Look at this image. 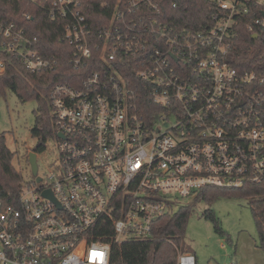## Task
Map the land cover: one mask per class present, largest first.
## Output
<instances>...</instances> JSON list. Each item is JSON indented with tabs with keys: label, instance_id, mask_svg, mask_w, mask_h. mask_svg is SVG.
<instances>
[{
	"label": "built area",
	"instance_id": "1",
	"mask_svg": "<svg viewBox=\"0 0 264 264\" xmlns=\"http://www.w3.org/2000/svg\"><path fill=\"white\" fill-rule=\"evenodd\" d=\"M26 1L85 72L50 93L56 161L23 181L16 204L0 200V264H112L114 243L156 238L182 200L264 184V75L229 59L253 0H205L217 12L200 31L162 22L161 0H118L97 31L85 0ZM252 16L259 38L264 16ZM38 45L0 17V76L15 59L32 74L56 68Z\"/></svg>",
	"mask_w": 264,
	"mask_h": 264
},
{
	"label": "trees",
	"instance_id": "2",
	"mask_svg": "<svg viewBox=\"0 0 264 264\" xmlns=\"http://www.w3.org/2000/svg\"><path fill=\"white\" fill-rule=\"evenodd\" d=\"M162 22L177 31L189 29L200 31L213 25L212 17L216 7L205 0H161ZM249 3L251 14L239 26V37L236 38L231 51L230 63L239 70L256 71L264 75V35L254 40L246 23L252 14L261 18L264 4ZM118 0H85L84 12L93 30H100L109 25ZM173 4L176 7L173 8ZM31 16V20L26 19ZM0 17L6 21L18 23L30 36L38 39V49L45 58L56 59L58 65L53 70L32 74L28 72L19 59L13 60V66L0 76V95L6 90L18 94L22 101L36 100V125L32 130L33 137L39 144L32 150L43 153L49 140L54 138V121L49 104L50 93L58 83H72L74 76L83 75L85 69L76 71L72 66L74 48L63 41V30H50L51 25L46 11L26 0H0ZM83 73V74H82ZM84 76V75H83ZM14 153L7 146L5 134L0 135V200L5 204H16L22 191L24 177L15 166ZM240 197L253 199L251 211L258 229V248L264 251V184L249 185L243 188H212L202 192L195 202L211 204L220 197ZM190 206H180L172 214L161 216L154 225L156 238L149 241H124L113 244L112 264H177L178 251L191 215ZM204 217L219 224L212 210H206ZM105 242L110 236L102 237Z\"/></svg>",
	"mask_w": 264,
	"mask_h": 264
},
{
	"label": "rangeland",
	"instance_id": "3",
	"mask_svg": "<svg viewBox=\"0 0 264 264\" xmlns=\"http://www.w3.org/2000/svg\"><path fill=\"white\" fill-rule=\"evenodd\" d=\"M36 100L22 101L18 94L6 90L0 95V135L5 134L8 148L14 153L13 165L25 181H32L29 155L39 144L33 137L36 125ZM57 159L54 141L49 140L45 152L39 154L38 165L42 176ZM253 199L235 196L220 197L211 204L184 199L180 206L192 208L186 234L178 251L196 254L198 264H264V251L258 248V229L251 211ZM212 210L219 224L204 217Z\"/></svg>",
	"mask_w": 264,
	"mask_h": 264
},
{
	"label": "water",
	"instance_id": "4",
	"mask_svg": "<svg viewBox=\"0 0 264 264\" xmlns=\"http://www.w3.org/2000/svg\"><path fill=\"white\" fill-rule=\"evenodd\" d=\"M263 16H264V13H263ZM253 39L254 40L258 39V36L257 35H254L253 36ZM29 162H30V165H31L33 174L34 175H37V172H38L37 153H35V152H31L30 153V155H29Z\"/></svg>",
	"mask_w": 264,
	"mask_h": 264
},
{
	"label": "crops",
	"instance_id": "5",
	"mask_svg": "<svg viewBox=\"0 0 264 264\" xmlns=\"http://www.w3.org/2000/svg\"><path fill=\"white\" fill-rule=\"evenodd\" d=\"M186 253H191V252H186ZM191 254H193V253H191ZM194 255H195L196 259H197V264H198V258L196 256V254H194Z\"/></svg>",
	"mask_w": 264,
	"mask_h": 264
},
{
	"label": "flooded vegetation",
	"instance_id": "6",
	"mask_svg": "<svg viewBox=\"0 0 264 264\" xmlns=\"http://www.w3.org/2000/svg\"><path fill=\"white\" fill-rule=\"evenodd\" d=\"M45 152V151H44ZM41 154V153H40ZM39 155V154H38ZM39 157H37V159H38Z\"/></svg>",
	"mask_w": 264,
	"mask_h": 264
}]
</instances>
